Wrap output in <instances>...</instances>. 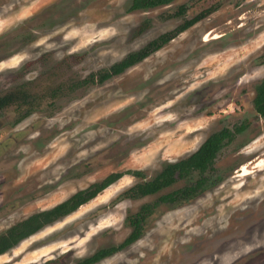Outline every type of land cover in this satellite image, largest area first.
<instances>
[{"label":"rangeland","instance_id":"obj_1","mask_svg":"<svg viewBox=\"0 0 264 264\" xmlns=\"http://www.w3.org/2000/svg\"><path fill=\"white\" fill-rule=\"evenodd\" d=\"M133 1L0 0V98L25 95L0 108V235L122 175L2 254L0 264H26L37 253L44 256L37 264H78L124 244L144 204L201 178L207 182L197 196L160 203L137 241L95 264H264V117L254 105L264 79V0H175L131 10ZM201 14L140 63L97 82ZM242 125L213 168L156 195L123 198L212 134Z\"/></svg>","mask_w":264,"mask_h":264},{"label":"trees","instance_id":"obj_2","mask_svg":"<svg viewBox=\"0 0 264 264\" xmlns=\"http://www.w3.org/2000/svg\"><path fill=\"white\" fill-rule=\"evenodd\" d=\"M174 1L175 0H134L131 10H147L159 6H166ZM203 18L204 15L201 14L191 20H187L183 25L174 31L161 35L140 51L129 54L124 60L113 65L107 71L102 72L97 82L104 83L112 77L122 74L127 69L143 61L153 52L162 48L178 34L186 31ZM93 78L94 79L92 80L94 82L95 76H93ZM18 102H25L24 94H22L19 98L13 95L0 98V108ZM254 105L257 113L264 117V79L256 89ZM245 128L246 127L242 125L236 127L235 132L224 129L220 132L212 134L194 154L179 162L168 164L154 180L137 183L123 194V198L137 200L156 195L165 188L170 187L179 179L186 178L195 171L203 174L208 169L214 167L218 153L223 148L226 140L230 137H234L237 133L243 132ZM130 174L135 178H144V173L142 171H133ZM121 177L122 175H111L102 183H95L87 189L77 192L71 198L56 205L55 207L37 212L27 219L15 224L4 234L0 235V256L15 247L20 241L77 211L79 207L95 199L99 193L114 184ZM206 182V178H201L196 183L190 184L183 189L161 196L153 204H144L140 208V211L131 217V224L134 229L124 244L117 247L101 249L93 256L84 259L78 264H95L103 258L113 255L125 246L134 243L142 235L143 225L146 218L153 213L155 208L160 206V203H169L174 205L191 200L204 189Z\"/></svg>","mask_w":264,"mask_h":264},{"label":"bare ground","instance_id":"obj_3","mask_svg":"<svg viewBox=\"0 0 264 264\" xmlns=\"http://www.w3.org/2000/svg\"><path fill=\"white\" fill-rule=\"evenodd\" d=\"M242 171L244 172L243 175H247L248 174V169L247 166H243L242 167ZM44 256H41V254L37 253L34 256L32 255L31 258H27L26 260V264H37V262L42 259ZM28 261V262H27ZM39 264V263H38Z\"/></svg>","mask_w":264,"mask_h":264},{"label":"flooded vegetation","instance_id":"obj_4","mask_svg":"<svg viewBox=\"0 0 264 264\" xmlns=\"http://www.w3.org/2000/svg\"><path fill=\"white\" fill-rule=\"evenodd\" d=\"M106 258H107V257H106ZM103 259H105V258H103ZM103 259H102V260H103ZM102 260H100V261H102ZM96 263H98V262H96Z\"/></svg>","mask_w":264,"mask_h":264},{"label":"clouds","instance_id":"obj_5","mask_svg":"<svg viewBox=\"0 0 264 264\" xmlns=\"http://www.w3.org/2000/svg\"><path fill=\"white\" fill-rule=\"evenodd\" d=\"M41 43H43V41H41Z\"/></svg>","mask_w":264,"mask_h":264}]
</instances>
